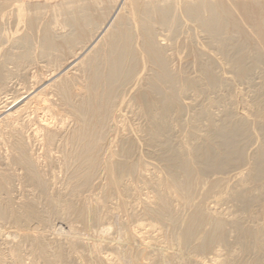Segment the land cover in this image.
Instances as JSON below:
<instances>
[{
	"label": "bare ground",
	"instance_id": "bare-ground-1",
	"mask_svg": "<svg viewBox=\"0 0 264 264\" xmlns=\"http://www.w3.org/2000/svg\"><path fill=\"white\" fill-rule=\"evenodd\" d=\"M32 1L11 13L0 3V95L21 86L0 122L1 160L22 172L0 173V264H264V0ZM9 15L20 36L6 31ZM186 23L219 58L197 36L174 43ZM34 125L58 174L29 150ZM135 145L166 175L135 159ZM233 172L223 190L207 182ZM13 182L29 188L20 203ZM197 185L218 208L193 205Z\"/></svg>",
	"mask_w": 264,
	"mask_h": 264
},
{
	"label": "rangeland",
	"instance_id": "rangeland-1",
	"mask_svg": "<svg viewBox=\"0 0 264 264\" xmlns=\"http://www.w3.org/2000/svg\"><path fill=\"white\" fill-rule=\"evenodd\" d=\"M4 1H6L7 3L6 4H4V7H3V11L2 12H4V13H8V12H10V11H12L13 9H16V7H17V5L16 4H11V3H13L14 2V0L12 1V0H0V3L1 2H4ZM35 1V2H34ZM61 0H47V4L48 5H54V4H57V3H59ZM118 2H120V0L118 1ZM32 3H34V4H40V5H43V3L45 4V1L44 0H41V2L39 1V0H33L32 1ZM10 7H12V9H10ZM11 13V12H10ZM10 16V18L8 19V21L6 22V23H8L7 24V26H5L6 28H7V32H8V34H10V36H20L23 32H24V30H25V28H24V24H23V22H21V23H19V24H16L17 25V27H16V25H15V22H14V20L12 19L13 17H11L12 15H9ZM12 21V22H11ZM191 25V26H190ZM193 25L192 24H190V23H186V25H184L183 26V28L180 30L181 31V34H179V37L178 38H175V40H174V43L176 44V45H179V44H181V42H183L186 38H188L189 36H194V41H195V43H196V46L199 48V49H202L203 47V49H205L204 51H206V52H208L210 55H212V56H215V54L214 53H212L211 51H208L207 49H206V47H205V40L204 39H202V35L200 34V33H198L199 31L198 30H196L194 27H192ZM15 27H16V29H15ZM10 29V31H9V29ZM186 28L189 30V31H187L186 32ZM191 29V30H190ZM195 29V30H194ZM196 32V35L194 34L195 32ZM16 32V33H15ZM186 32V33H185ZM184 33V34H183ZM199 35H198V34ZM158 39H162L161 37H159ZM161 42V41H160ZM163 43H164V41H163ZM164 44H169L167 41L164 43ZM216 58H219L218 56H215ZM214 57V58H215ZM44 65V64H43ZM43 65H39V68H40V66H43ZM183 65V66H182ZM174 67L176 68V70L177 71H185L189 76H191V77H194L195 75H196V73H197V71H196V68H195V65H194V63H193V60H187V62L186 61H184L183 60V58H182V56H180V55H176L175 56V58H174ZM187 67V68H186ZM189 67V68H188ZM35 69H32V68H30V72H33ZM40 70H42V68H40ZM220 71V73H223L222 72V70H219ZM73 72V66H69L68 67V69H65V71H63V73H72ZM226 77H229V75H226V74H224ZM17 82V83H16ZM14 85V86H13ZM238 86L236 85L234 88H235V90L237 91L238 90V88H237ZM21 88V86H20V82L19 81H16L15 80V82L13 83V81L12 82H10L9 84H8V86H7V88H6V91H5V93L4 94H1L0 95V104H1V106H0V110H2V111H0V116H2V117H0V122L1 121H3V118L5 117V114H6V112L8 111V109L10 108L9 106L10 105H8L6 102H10L11 101V97H13V96H15L16 98L18 97V95L20 96V91H19V89ZM240 89H242L241 87H239ZM243 90V89H242ZM244 92H246V90L244 91ZM10 94H14V95H10ZM7 95H9L8 97H7ZM211 96H213V95H211ZM2 98V99H1ZM8 98V99H7ZM14 98V97H13ZM50 99H52L51 97H50ZM4 100V101H3ZM5 102V103H4ZM2 104H3V106H2ZM4 107H5V109H4ZM243 107V106H242ZM242 107L239 105L237 108H236V110H237V112H239V110H240V112H241V109H242ZM244 108V107H243ZM4 111H6V112H4ZM4 112V113H3ZM191 112L189 111V113L187 112L186 114H185V120L186 121H188L189 119H190V114ZM4 116V117H3ZM59 118V117H58ZM58 118H56L57 120H58ZM187 118V119H186ZM2 124L3 123H0V127H2ZM128 125H130V127L131 128H133L134 129V127H136L135 125H136V121L134 120H130L129 121V123H128ZM134 125V126H133ZM1 129V128H0ZM30 129V130H29ZM35 130V125L34 126H29V127H27L26 129H25V133H24V136H25V139H26V141H27V139H28V141H27V145H28V147H29V150H30V152L32 153V155H34V157H36L38 160L40 159V165H41V169L43 170V172H45V173H48V172H54V173H59L58 171H59V169L57 168V166L55 165V166H49L48 165V161H47V159H45V156H44V154H45V149L44 148H42V146H41V144H39V141L37 142L35 139H33V132H35L34 131ZM26 133H28V134H26ZM32 134V135H31ZM176 135H178L177 134V132H176ZM28 137V138H27ZM32 138V139H31ZM253 139H255L256 140V133L254 132V134H253ZM254 140V141H255ZM255 143H256V141H255ZM3 144V145H2ZM37 146H36V145ZM5 146V147H4ZM33 146L35 147V148H33ZM39 146V147H38ZM115 146V147H114ZM108 147H111L112 148V150L113 151H117L118 150V147H119V145H108L107 146V148ZM253 148H255V144L254 145H251V148H250V150H252ZM115 149V150H114ZM6 150V151H5ZM40 152H39V151ZM146 149H145V147L143 146V145H135V159H137V160H140V162L143 164V165H148L149 167H155L154 169H155V171L160 175V176H165L166 175V173H164L165 172V170H164V168L162 167V165L161 164H159V163H157L156 162V160H152V158L151 157H149V155L147 154V152L145 151ZM249 151V150H248ZM4 152V153H3ZM51 153H54V154H50V155H52V156H57V154H55V151H51ZM9 154V147H8V145L6 144V142L3 140V139H1L0 140V173H1V171L4 173V174H11V175H18L19 174V172H20V175L22 174V172L19 170V168L17 167V166H15V165H12V164H8L7 162V164L4 162V160H1L2 158H6L7 157V155ZM37 154V155H36ZM141 154V155H140ZM6 155V156H5ZM146 155H147V157H146ZM41 156V157H40ZM42 158V159H41ZM43 160V161H42ZM46 160V161H45ZM3 161V162H2ZM147 162V163H146ZM145 163V164H144ZM6 165V166H5ZM152 165V166H151ZM3 167V168H2ZM14 167H16V168H14ZM7 168V169H6ZM54 168V169H53ZM2 169V170H1ZM244 168H242L241 170H243ZM15 170V171H14ZM18 172V173H17ZM235 173L233 172V173H231V174H229V175H226V176H220V175H213V176H211L209 179H208V181L207 182H213V181H216V180H223V186H222V190L224 189V188H226V187H228V186H232V184H234V179H233V177H232V175H234ZM19 176V175H18ZM139 182H141V181H139V180H137V181H135V183H134V185L135 186H138V185H140V186H138L139 187V193H140V195H142V194H144L145 192H146V190H143V185L141 184V183H139ZM138 183V184H137ZM17 184V185H16ZM19 185V186H18ZM28 187L25 185V184H22V183H19V182H13L12 183V189H13V191L11 192V198L14 200L13 202L14 203H20L21 201H24V199H25V196H26V191L27 190H29V188L27 189ZM207 186H205V185H197L196 186V188H195V192H194V200H193V205L195 206V205H197V204H202L203 205V207H204V209H206L207 211L208 210H210V209H212V208H218L217 206H215V198L214 197H205L204 196V194H205V192H206V190H207ZM221 189H220V191H221ZM100 190V189H99ZM99 190H94L93 192H92V194H93V197H95L96 195V197L98 198V197H100L101 196V194H100V192H99ZM20 191V192H19ZM22 193V194H21ZM196 195H198V196H196ZM224 196V195H223ZM214 198V199H213ZM18 199V200H17ZM96 199V198H95ZM209 201H210V203H209ZM212 204V205H211ZM211 205V206H210ZM16 206V205H15ZM221 208H219V209H224V208H226V206L225 205H222V206H220ZM224 207V208H223ZM229 210V209H228ZM190 211H192V209H189V210H186V213H185V215H184V217H182V220L183 221H186V218H187V215L190 213ZM230 213H235V211H234V209H230ZM264 214V213H263ZM264 220V215H262V220H259V222H262ZM80 224H75V226H76V228L80 231V233L82 234V235H84V234H86V232L85 231H83L82 229H81V225L79 226ZM63 226V227H62ZM9 226H7L6 228H8ZM209 227H210V229H209ZM68 228L69 227H67V224L65 225V224H62L61 225V228H60V231H59V233L58 234H64L65 233V231L67 232L68 231ZM67 229V230H66ZM211 230V226L210 225H207V226H205V228H204V231L205 232H209ZM63 231V232H62ZM52 238H54L53 236H52ZM56 238H59V235L56 237ZM16 240V239H15ZM14 240V242H16ZM233 239L231 238V240L230 241H232ZM29 262L30 263V258L28 259V256H24V262L26 263V262Z\"/></svg>",
	"mask_w": 264,
	"mask_h": 264
}]
</instances>
